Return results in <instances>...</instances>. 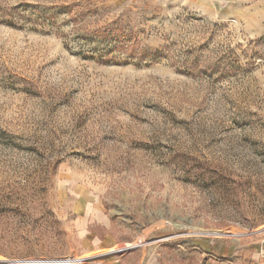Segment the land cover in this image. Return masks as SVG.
<instances>
[{
  "label": "rangeland",
  "instance_id": "374dc122",
  "mask_svg": "<svg viewBox=\"0 0 264 264\" xmlns=\"http://www.w3.org/2000/svg\"><path fill=\"white\" fill-rule=\"evenodd\" d=\"M166 237L101 264L264 240V0H0V264Z\"/></svg>",
  "mask_w": 264,
  "mask_h": 264
},
{
  "label": "crops",
  "instance_id": "0c3cea01",
  "mask_svg": "<svg viewBox=\"0 0 264 264\" xmlns=\"http://www.w3.org/2000/svg\"><path fill=\"white\" fill-rule=\"evenodd\" d=\"M81 207H83L82 212L76 218V229L82 252L110 247L118 243L119 239L114 234L112 222L101 209L85 197L77 199L76 210L78 209L79 212ZM212 245V250H208L212 253L211 259L206 264H264V240L243 246L218 243ZM178 253L182 255L181 250H178ZM169 259L165 249H153L131 254L119 263L108 264H168Z\"/></svg>",
  "mask_w": 264,
  "mask_h": 264
},
{
  "label": "built area",
  "instance_id": "2783aa9c",
  "mask_svg": "<svg viewBox=\"0 0 264 264\" xmlns=\"http://www.w3.org/2000/svg\"><path fill=\"white\" fill-rule=\"evenodd\" d=\"M215 237H234V236H238L236 234H233V233H224V232H218V233H215V234H211ZM172 237H166V238H162V239H159V240H153V241H146V240H138V241H135V242H132V243H128V244H125L123 246H119V247H116V248H113L112 250H110L109 252L107 253H104L100 256H95V257H86V258H74V259H68V260H55V261H38L37 263H55V264H85L87 262H90L92 260H96V257L100 258L101 257V260H98V262L96 263H102V261L106 260L107 258H111V257H120V256H124V255H127V254H130L134 251H137V250H140V249H143V248H146L147 246L151 245V244H154V243H157V242H161V241H166V240H169L171 239ZM25 264H30L32 262H23Z\"/></svg>",
  "mask_w": 264,
  "mask_h": 264
},
{
  "label": "bare ground",
  "instance_id": "6f19581e",
  "mask_svg": "<svg viewBox=\"0 0 264 264\" xmlns=\"http://www.w3.org/2000/svg\"><path fill=\"white\" fill-rule=\"evenodd\" d=\"M1 261H3V260H1Z\"/></svg>",
  "mask_w": 264,
  "mask_h": 264
}]
</instances>
